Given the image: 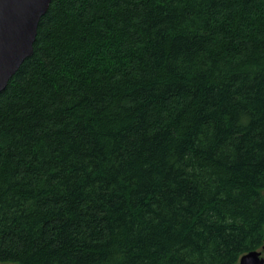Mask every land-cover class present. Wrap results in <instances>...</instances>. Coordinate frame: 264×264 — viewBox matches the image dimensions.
Listing matches in <instances>:
<instances>
[{"label":"trees","instance_id":"16d2710c","mask_svg":"<svg viewBox=\"0 0 264 264\" xmlns=\"http://www.w3.org/2000/svg\"><path fill=\"white\" fill-rule=\"evenodd\" d=\"M264 254V0H52L0 93V264Z\"/></svg>","mask_w":264,"mask_h":264},{"label":"water","instance_id":"95a60500","mask_svg":"<svg viewBox=\"0 0 264 264\" xmlns=\"http://www.w3.org/2000/svg\"><path fill=\"white\" fill-rule=\"evenodd\" d=\"M51 1L0 0V93L33 55L39 22ZM240 264H264L263 251L257 249L243 254Z\"/></svg>","mask_w":264,"mask_h":264}]
</instances>
